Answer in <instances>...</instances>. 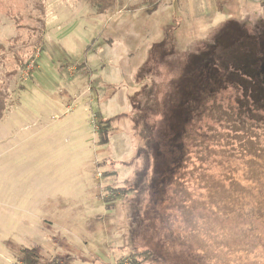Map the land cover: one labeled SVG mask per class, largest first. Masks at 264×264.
Instances as JSON below:
<instances>
[{"label":"rangeland","instance_id":"obj_1","mask_svg":"<svg viewBox=\"0 0 264 264\" xmlns=\"http://www.w3.org/2000/svg\"><path fill=\"white\" fill-rule=\"evenodd\" d=\"M144 1L0 0V264L31 246L59 264H264V0ZM209 71L224 83L200 87ZM177 103L195 124L168 161L144 124ZM160 156L178 177L151 197Z\"/></svg>","mask_w":264,"mask_h":264},{"label":"trees","instance_id":"obj_2","mask_svg":"<svg viewBox=\"0 0 264 264\" xmlns=\"http://www.w3.org/2000/svg\"><path fill=\"white\" fill-rule=\"evenodd\" d=\"M80 1H82L86 5H88L95 12V14H98V15L104 14L112 5V0H80ZM147 4H148V6H150L149 9L147 10L148 12H152L156 7V1L155 0H146L141 5L143 6V5H147ZM193 56L194 55H191L192 59H193ZM196 57H197V62L195 63L194 61H192L193 66L191 68L193 70H194L193 67L195 66V64H198V56L196 55ZM207 67H210V66H207ZM225 72L223 74H225ZM196 75H197V79H198L199 83L200 84L202 83V85L200 87L208 85L206 80L216 81L218 79V84H219V82L224 83L223 78L215 77L211 71H209V74L204 73V72H200L197 74V72H196ZM224 77H225L224 78L225 81L226 80L230 81L226 75ZM219 80H223V81H219ZM193 81H195V80H192V82ZM209 84H214V83L210 82ZM212 92H213V90H212ZM212 92H208V94H212ZM244 96L248 97L247 94H244ZM200 98L203 99V97L201 95H200ZM254 103H256V102H254ZM188 108L189 107L187 106V109ZM3 111H4L3 98L0 95V117L3 114ZM192 113H193V110H192V112L189 113V114H191V117H189L188 111H186L185 107L182 104L181 105L178 103L175 104V106L172 108V112L168 115V117H166V118L162 117L160 120L153 122V124H151L150 128H149L147 123L144 124L143 135L146 136V134L147 135L150 134L148 129H150L152 132L150 134V136H147L148 140H146V142L148 143L150 139L154 138V140H155L154 144L155 145L159 146L162 144L161 146H159L160 148L158 149V153L160 152L159 155H161L162 153H163V155H165L164 145H165V149L167 150L168 154H172L171 152L173 151L174 156L167 157L168 161L173 159V158L182 157V156L176 157V155H178L179 151H182L181 154L184 155L183 149H184L186 143H185V140H183V138L185 137L187 130L195 124L193 121V118H192ZM113 120H114V118H112V117L107 118V119H102L99 117L98 121H96V123H95L96 135L98 138V142L102 145H105L108 142L107 141L108 129H103V128L109 126V124L111 122H113ZM163 126L165 127V130H164ZM162 130H163V132H162ZM155 160L156 159H154L153 169H152V171L154 173L150 179V189L152 192L151 197L154 194L156 195L158 192L163 193L165 190L164 185H170L172 182L175 181L174 178H176V176L178 177V173H172V174L167 173V175H166L167 169L165 172H163V169L165 168V166L163 165L164 162H162L161 156H160L159 162L156 160V163H155ZM174 164L176 166H180L178 161ZM205 170H208V168H205ZM108 189H110L112 192H114L115 193L114 195H116L119 198L122 197L123 195H125L130 190V189L125 190V188H123V187H112V186L108 187V186H106L105 191ZM153 200H156V199H153ZM149 210H150V207H147L146 212L149 213L150 212ZM146 216H147V214H146ZM252 222L258 223L256 220H253ZM258 224H259L260 228L263 230L264 225L261 223H258ZM190 256L191 255L188 253V255H184V259H187V261H188L190 259ZM151 258H152L151 252L146 250V249L141 250V251L140 250L139 251L131 250L128 255L124 256V258L119 259L116 264H146L147 262L149 264V263H151V261H149V260H151ZM59 263H60V259L58 257H52L50 259V261L42 262L40 260L39 251L35 246H31L29 248L21 249L20 255L17 257V264H59Z\"/></svg>","mask_w":264,"mask_h":264},{"label":"water","instance_id":"obj_3","mask_svg":"<svg viewBox=\"0 0 264 264\" xmlns=\"http://www.w3.org/2000/svg\"><path fill=\"white\" fill-rule=\"evenodd\" d=\"M262 68H264V65L262 66Z\"/></svg>","mask_w":264,"mask_h":264},{"label":"flooded vegetation","instance_id":"obj_4","mask_svg":"<svg viewBox=\"0 0 264 264\" xmlns=\"http://www.w3.org/2000/svg\"><path fill=\"white\" fill-rule=\"evenodd\" d=\"M263 65H264V64H263ZM263 65H262V66H263ZM262 66H261V67H262Z\"/></svg>","mask_w":264,"mask_h":264}]
</instances>
